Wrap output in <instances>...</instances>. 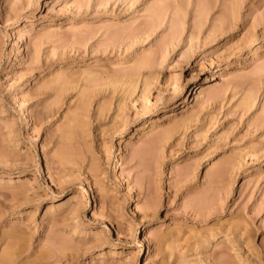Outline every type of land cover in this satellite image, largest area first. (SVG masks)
Here are the masks:
<instances>
[{"label":"rangeland","instance_id":"obj_1","mask_svg":"<svg viewBox=\"0 0 264 264\" xmlns=\"http://www.w3.org/2000/svg\"><path fill=\"white\" fill-rule=\"evenodd\" d=\"M0 264H264V0H0Z\"/></svg>","mask_w":264,"mask_h":264},{"label":"bare ground","instance_id":"obj_2","mask_svg":"<svg viewBox=\"0 0 264 264\" xmlns=\"http://www.w3.org/2000/svg\"><path fill=\"white\" fill-rule=\"evenodd\" d=\"M201 92H202L201 87L200 86L196 87L195 90L193 92H191V94H189L190 99H188V97H186V99L184 98V100L181 101L180 104H183V102H187V101H191V102L192 101H197V99L199 98V95L201 94ZM170 113L171 112H165V113L161 114V117L160 116H155L154 118H150L149 120H147L145 123H143L141 125V129H144V128L148 127V126H152L154 124V122L161 121V120L169 117ZM114 165H115V163H114ZM211 237H214V236H211Z\"/></svg>","mask_w":264,"mask_h":264}]
</instances>
